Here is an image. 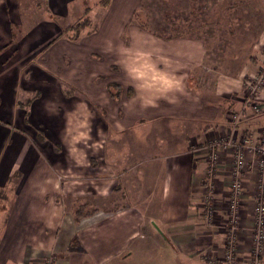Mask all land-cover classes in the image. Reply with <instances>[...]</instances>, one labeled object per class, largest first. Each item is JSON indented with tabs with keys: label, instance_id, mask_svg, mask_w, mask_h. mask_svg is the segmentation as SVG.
Masks as SVG:
<instances>
[{
	"label": "crops",
	"instance_id": "1",
	"mask_svg": "<svg viewBox=\"0 0 264 264\" xmlns=\"http://www.w3.org/2000/svg\"><path fill=\"white\" fill-rule=\"evenodd\" d=\"M124 4H129L128 0ZM260 5L262 8L264 4ZM113 29L112 44H101L102 50H108L101 56L106 62L104 69L84 87L78 82L86 98L61 100L54 90L44 99L59 102L54 109H45L40 102L23 109L16 105L9 79L0 77V189L10 180L14 186L7 200L4 196L10 208L5 211L2 264H41L44 255H52L58 264H106L139 236L145 209L135 204L136 187L128 188L130 196H116L111 158L91 139L97 128L90 118V102L104 99L102 83L93 84L99 76L105 85L117 82L131 89L123 109V117L129 122L118 129L132 127L137 139L135 150L146 155L136 172L144 183L139 188H151L159 198L158 221L151 219L149 223L156 229H191L186 236L180 231L179 237L173 234L169 236L173 239L166 240L179 247V254L173 252L179 264H213L191 255L195 246H213L215 240L204 235L191 216L192 197L202 191L204 150L201 145L191 150L188 139L223 133L227 111L240 104L244 78L253 69L247 59L234 61L235 40L226 44L222 56L207 60L201 37L164 38L135 25L127 29L124 43L122 29L118 25ZM108 31L102 28L101 34ZM257 45L264 46V23L250 40L249 50L257 51ZM82 71L83 79L93 72L92 68ZM165 80L178 87L161 91ZM256 99L258 110L264 108V94ZM262 114L258 115L264 118ZM25 115L45 133L44 140L25 130ZM23 132L29 137L20 134ZM145 138L148 142L142 146ZM99 150L100 161L95 163L92 157ZM87 196L115 200L118 205L114 210L100 208L76 219L61 200Z\"/></svg>",
	"mask_w": 264,
	"mask_h": 264
},
{
	"label": "rangeland",
	"instance_id": "2",
	"mask_svg": "<svg viewBox=\"0 0 264 264\" xmlns=\"http://www.w3.org/2000/svg\"><path fill=\"white\" fill-rule=\"evenodd\" d=\"M128 3L125 5L124 0H0V77L9 79L17 107L27 109L40 102L45 109L46 106L54 109L59 102L44 100L48 92L56 90L61 100L71 101L73 96L79 100L86 98L79 83L84 87L94 74L104 69L106 62L101 56L107 55L108 50H102L101 44L106 41L108 46L112 44L110 33L116 25L122 29L124 43L127 29L135 25L164 38L201 37L207 47V60L222 56L226 44L235 40L234 61L247 59L253 69L244 78L240 104L228 109L223 133H204L188 139L191 150L198 145L204 150L202 191L192 197L191 216L204 230L202 233L215 240L213 246H195L191 255L213 264H227V260L230 264H264V217L260 231L255 220V207L261 202L264 204V186H261L264 163L261 165L254 148L264 138V118L258 115L264 114V108L258 110L251 106L254 96L261 94H257V88L259 80L264 78V46L257 45V51L249 50L250 40L258 33L260 23H264V5L260 8L264 0H128ZM123 16L127 18L121 20ZM102 28L109 30V34H101ZM91 68L93 72L89 76L80 77L79 72ZM97 82L102 83L104 99L90 102V118L97 128L91 139L111 158L110 166L117 180L116 196L119 199L130 196L128 188L136 187L135 204L145 209L139 236L106 264H179L180 260L173 255V252L179 254V247L167 241L173 239L169 237L173 234L179 237L180 231L186 236L191 229L162 226L156 229L149 223L151 219L158 221L159 198L152 194L151 188H139L144 183L136 172L146 155L135 150L137 139L132 127L118 129L122 123L129 122L123 117V109L131 89L117 82L105 85L100 76L93 84ZM80 118L83 120V116ZM80 118L77 117L79 124ZM22 126L38 139H45V133L29 122L26 115ZM20 134L29 137V133ZM142 142L144 146L148 139ZM100 150L92 157L95 163L100 161ZM105 153L102 154L104 161ZM11 181L0 189V257L3 256L4 223L10 208L6 200L14 187ZM233 182L238 188L232 186ZM61 200L73 215L77 210L111 211L118 205L115 200L88 196L61 197ZM41 264L58 262L52 255H44Z\"/></svg>",
	"mask_w": 264,
	"mask_h": 264
},
{
	"label": "built area",
	"instance_id": "3",
	"mask_svg": "<svg viewBox=\"0 0 264 264\" xmlns=\"http://www.w3.org/2000/svg\"><path fill=\"white\" fill-rule=\"evenodd\" d=\"M250 83H252V82H250ZM259 83H260V87L257 88L259 91L257 94H259V93L264 94V78H263V80L260 79ZM255 99H256V96H254V100H252L251 106L253 108L257 109L258 107L256 105ZM246 141L247 140H244V142H246ZM254 148H255V152L258 155L257 157L260 159V163L262 165V163H264V138H262L259 141V143L256 146H254ZM210 157L212 160L215 157L214 150H212ZM238 157H240V156H238ZM238 162H241V160H239ZM232 186L235 188H238V185L234 182H233ZM261 186L263 187L264 184H261ZM263 189H264V187H263ZM255 213H256V219L255 220L258 222L257 229L260 231L261 227H263V217H264V204L262 202L255 207ZM226 262H227V264H230V261L227 260Z\"/></svg>",
	"mask_w": 264,
	"mask_h": 264
},
{
	"label": "trees",
	"instance_id": "4",
	"mask_svg": "<svg viewBox=\"0 0 264 264\" xmlns=\"http://www.w3.org/2000/svg\"><path fill=\"white\" fill-rule=\"evenodd\" d=\"M103 1H108V0H103ZM97 210L96 209H93V210H90V211H83V210H77L75 212V218L76 219H80L82 217H86V216H89V215H92L93 213H95ZM70 246H73V243L71 242Z\"/></svg>",
	"mask_w": 264,
	"mask_h": 264
},
{
	"label": "clouds",
	"instance_id": "5",
	"mask_svg": "<svg viewBox=\"0 0 264 264\" xmlns=\"http://www.w3.org/2000/svg\"><path fill=\"white\" fill-rule=\"evenodd\" d=\"M173 86H177L178 87V84L177 85H174L173 82H170V81H167L165 80L161 86V91H166L167 89L173 87ZM148 103H152L151 100H148L147 101Z\"/></svg>",
	"mask_w": 264,
	"mask_h": 264
}]
</instances>
